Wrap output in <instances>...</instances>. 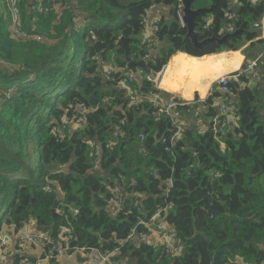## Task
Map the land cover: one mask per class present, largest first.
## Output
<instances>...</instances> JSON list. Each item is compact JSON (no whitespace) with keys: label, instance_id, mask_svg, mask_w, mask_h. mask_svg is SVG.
Segmentation results:
<instances>
[{"label":"trees","instance_id":"16d2710c","mask_svg":"<svg viewBox=\"0 0 264 264\" xmlns=\"http://www.w3.org/2000/svg\"><path fill=\"white\" fill-rule=\"evenodd\" d=\"M231 2L195 1L194 9L216 5L195 19L205 37L228 27V13L237 15L234 26L243 29L223 47L201 50L185 38L178 0H44L42 12L31 10L35 0H22L21 31L44 42L14 37L0 15V233L33 220L53 240L70 229L72 247L104 254L118 249L117 258L127 264H264V116L257 87L230 82L237 121L227 133H198L192 126L165 151L161 141L174 125L153 99L171 97L141 78L131 85L140 96L134 105L118 86L122 75L107 76L100 63L113 53L115 65L125 66L120 37L128 39L134 61L152 54L137 37L143 17L156 6L170 13L157 24L155 41L165 46L148 64L155 74L177 52L200 57L238 51L256 36L252 24L264 14V0H235V7ZM57 4L63 7L59 16ZM220 97L215 92L202 101L209 119L217 116L214 102ZM71 106L86 112L78 119L81 127L65 134L61 118H71ZM115 129L119 135L113 138ZM89 141L100 146L98 167ZM119 176L126 178L125 199L114 214L107 200ZM163 208L168 210L162 218L182 246L178 256L139 237L129 239L134 228L136 234L148 232L137 226L139 219Z\"/></svg>","mask_w":264,"mask_h":264},{"label":"built area","instance_id":"2783aa9c","mask_svg":"<svg viewBox=\"0 0 264 264\" xmlns=\"http://www.w3.org/2000/svg\"><path fill=\"white\" fill-rule=\"evenodd\" d=\"M22 0H0V5L3 8L4 16L8 20V25L12 29V35L16 38L21 39H32L37 42H44V38L41 35H27L21 31V10H20V3ZM53 1V0H49ZM44 0H35L34 7H31L32 11L42 12ZM178 11L177 15L179 16L181 5H178ZM237 15H231L230 13L227 14V19L230 20V23H227L228 27L224 30L219 31L218 35L221 36L225 33H232L236 28L234 26L235 19ZM147 17H143V23L145 24ZM158 20H154L151 26V34L150 37L147 38L145 41V48L148 52L154 51V42L156 38V32L158 30L157 27ZM254 29H260L262 32V36L258 39L260 43L262 44V50L261 52L256 55L255 57L248 60L243 67V69L237 73V75L234 76V81L239 85L240 83H244L240 81V79L244 77H248L249 80L244 83L243 87L249 86L250 88H255L256 83L253 82L250 77L253 75L254 77V71L260 67H264V14L262 17L253 23L252 26ZM151 54H147L145 57L149 56ZM107 76H111L112 71L107 70ZM261 77L264 79V72L262 71ZM148 80L149 77H147ZM136 82V77L129 73L121 76V79L118 83V86L123 88L125 91H128L133 104H138L140 100V96H135L132 94L131 91V85ZM230 82L231 77L229 76H220L217 78L214 85L216 86V90H212L209 92L208 96L213 95L215 92H219L221 95V98L224 99L223 102L220 103V105L217 107L218 114L216 117L213 118V125L212 129L214 131L215 135H224L229 131L230 129L234 128L236 125V114L235 111H233V101H232V93L230 89ZM242 87V88H243ZM231 94V95H230ZM108 100L106 99L105 102ZM153 103L159 107L160 114L165 117L169 118L174 125V131L172 134L167 137L166 139H162L161 143L164 145V150L168 151L169 149H172L174 145H176L179 141L182 140V128L177 124L176 120L178 117H180V108L188 107V106H197L202 105V101L200 100H194L193 102H184L180 101L177 98H170L168 100H162L161 98L158 99L157 96H154ZM71 108V118H68V116H63L61 118L62 124H66L68 121H74V119L78 115H84L86 112V109L82 106L77 107H70ZM119 135V130L115 129L112 137L116 138ZM143 135H140V139L143 140ZM89 147L92 150V158L94 163L97 165L99 162L100 157V147L98 143L95 141H89L88 142ZM195 155V153H193ZM126 182V178L124 176H119L117 178L116 185L110 189V197L107 200V207L109 210L117 214L119 212V209L123 206L125 194H124V188L123 184ZM135 182L132 181V184ZM171 185V181L167 183V185ZM168 209L163 208L157 211L156 214L151 216L148 220L145 219H139L137 222V226L145 227L148 232L136 234V228H134L129 235V239L139 237L141 240L145 241L149 244L150 242V232L153 231V229H163L167 222L164 221L165 218H162V215L167 212ZM74 216L78 214V209H75ZM26 224V223H25ZM176 235L170 228V231H168L164 235V249L165 252L170 254L171 256H178L181 254L182 246L179 243H175ZM71 241H73V235L70 233V229H63L61 235H59L58 240H53L49 231H42L39 229H36L34 233L31 234H25L23 238L21 239V243L24 249H29L33 246L39 245L40 248H46L47 244L50 243L52 245V248L50 249L49 255L45 258L47 261H50V264H57L56 260L61 255H71L73 253H81L86 258V264H108V258L110 256H117L116 253L119 252L118 249H114L113 252L109 254L102 253L97 248H76L70 246ZM11 253L7 246V237L0 233V258L2 261H7L10 257ZM38 264V263H37ZM121 264H126V262L122 261Z\"/></svg>","mask_w":264,"mask_h":264},{"label":"crops","instance_id":"0c3cea01","mask_svg":"<svg viewBox=\"0 0 264 264\" xmlns=\"http://www.w3.org/2000/svg\"><path fill=\"white\" fill-rule=\"evenodd\" d=\"M130 0H128L129 2ZM231 5L235 7V0H232ZM1 6V5H0ZM57 16L62 13L63 7L58 4L53 7ZM169 9L156 6L148 11L146 14V23L140 35L137 37L140 43L147 41L150 37L151 26L154 20H159L162 16H169ZM212 17H208L206 22H211ZM81 19L78 20V23ZM256 36L253 40L247 41L238 51H222L213 54H206L200 57L190 56L186 53L177 52L173 54L167 61L166 65L160 72L156 74L157 78L154 81L155 88L162 93L177 98L184 102H193L194 100L204 101L209 92L216 90L214 83L220 76H229L231 81H234V75L241 71L240 67L246 63L247 60L258 55L262 50V44L258 40L262 36L260 29H254ZM155 53L160 51L165 46L164 41H155ZM153 55V54H151ZM149 55V56H151ZM100 63L104 72L111 70L113 73H120L122 75L123 67L116 66L114 63V55L111 54L110 61L105 63L100 58ZM264 67L260 66L254 71L250 79L256 83L259 91V101H264V79L261 73ZM234 74V75H233ZM141 78L143 75L140 74ZM165 78V79H164ZM137 80V79H136ZM224 99L218 98L214 102L217 108ZM206 107L203 105L188 106L186 111L180 113V117L176 120L177 124L185 131L193 127L196 128L198 133L205 132L211 128L213 123L212 119L206 116ZM74 126L80 127V122H72ZM183 136H185L183 134ZM183 138V137H182ZM98 167V166H97ZM100 171L99 168H97ZM107 176V174H104ZM37 229L35 221L31 220L24 224L21 228L16 230L13 226L4 228L2 234L7 237V246L10 250V257L5 262L0 258V264H14L17 258L22 261L18 264H50L45 258L49 255V248H40L39 245L33 246L29 249H24L21 239L25 234L34 233ZM170 231V225L166 223L163 229H153L150 232L149 244L155 248L163 247L164 235ZM80 255L79 260L77 256ZM86 258L81 253H73L71 255H61L57 260V264H86L83 262ZM118 262L123 260L117 259ZM124 262V261H123ZM111 264V263H108ZM127 264V263H126Z\"/></svg>","mask_w":264,"mask_h":264},{"label":"water","instance_id":"95a60500","mask_svg":"<svg viewBox=\"0 0 264 264\" xmlns=\"http://www.w3.org/2000/svg\"><path fill=\"white\" fill-rule=\"evenodd\" d=\"M178 1H179L178 5H181V10L179 13V19H180L179 23H180L181 27L186 29L185 38L190 41V44L193 46L194 49L201 50L203 48H206V47H208L210 45H214V44L217 45L219 48H221L225 45L227 40L234 38L236 36L242 35L243 29H242V27H239V28H236L232 33H225L221 36L218 35V36L205 37L203 35V33L198 30L199 24L196 22L195 19L197 16L211 14L216 5L214 4V5H211L210 7H202V8L194 9L193 5H194L196 0H178ZM178 5H177V8H178ZM30 6H31V4L29 3L28 8H30ZM207 23H209V22H207ZM120 42H121V48L124 50V61H125V66L122 70V75L131 73L136 77V79H137L136 81L139 82L141 80L140 74H142L143 78L149 77L150 80L155 81L157 76L148 66L149 62H151L152 58L155 56L154 55L155 46H154V51L152 53L153 55L144 57V59L134 61L130 57L128 39H126L124 37H120ZM245 64H243L240 67V69H243ZM235 75H237V73ZM232 101L237 102V98H234V100H232ZM82 117H83V115H78L74 119V122H77L78 119H82ZM212 125H213V123L211 124V128H212ZM97 166H99V165L97 164ZM50 187L53 188L54 186H50ZM57 201L58 200H56L54 202L52 209H51V213H52L53 217L58 216V214L56 213V210H55ZM168 225H170V222H168ZM62 231H61V233H62ZM61 233H60V235H61ZM46 246L49 249L52 248V245L50 243H48ZM76 258H77V260H79L80 255H78ZM117 259H118L117 256H110L108 258V261L111 264H121L120 262L117 261ZM83 260H84L83 262H86L87 258H84Z\"/></svg>","mask_w":264,"mask_h":264},{"label":"rangeland","instance_id":"374dc122","mask_svg":"<svg viewBox=\"0 0 264 264\" xmlns=\"http://www.w3.org/2000/svg\"><path fill=\"white\" fill-rule=\"evenodd\" d=\"M118 1H120L121 3H125V0H118ZM3 11H4L3 8L0 6V15H3L2 20L5 21L6 19L4 17ZM7 30L12 32V29L10 28V26L8 24H7ZM141 44H145V41ZM260 113L262 116H264V101H263V99L261 100V112ZM72 122H74V121H68L66 124H63V125H65V128L63 129L65 134H68V133L70 134L72 131H76L77 129H79L81 127V124H80V127H76V126H74V124ZM61 136H62V134H61Z\"/></svg>","mask_w":264,"mask_h":264},{"label":"bare ground","instance_id":"6f19581e","mask_svg":"<svg viewBox=\"0 0 264 264\" xmlns=\"http://www.w3.org/2000/svg\"><path fill=\"white\" fill-rule=\"evenodd\" d=\"M229 14V13H228ZM231 15H233L232 13H230ZM178 16V15H177ZM178 20H179V22H180V19H179V16H178ZM252 26H253V24H252ZM240 72V71H239ZM264 72V71H263ZM165 79V78H164ZM244 86V83H240L239 84V87H243ZM231 95V94H230ZM233 109V111H234V107L232 108ZM179 118V117H178ZM181 133H182V135L184 134V130L182 129L181 130ZM169 151V150H168ZM182 251V250H181Z\"/></svg>","mask_w":264,"mask_h":264}]
</instances>
